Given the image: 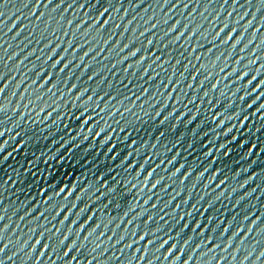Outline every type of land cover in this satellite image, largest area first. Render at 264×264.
I'll list each match as a JSON object with an SVG mask.
<instances>
[{
    "label": "water",
    "instance_id": "1",
    "mask_svg": "<svg viewBox=\"0 0 264 264\" xmlns=\"http://www.w3.org/2000/svg\"><path fill=\"white\" fill-rule=\"evenodd\" d=\"M28 2L29 0H8V5L0 9L5 12V17L0 18L3 21V26L0 27V72L4 74V79L0 80V87H4V92L0 93V107L5 109L4 112H0V121H3L0 124V131L5 133L4 136L0 137V144H3L6 140L8 141L4 145L3 151H0V184H2L0 185V215L4 216V219L0 220V227L4 224L8 225V229L4 232V240L0 241V246L8 243V241L12 242L0 258L16 252L12 261L7 262V264H43L44 261H55V264H62L58 257L66 250V246L73 239L80 243L95 220L103 219L106 221L109 219L107 216L119 218L122 212L131 208L135 202L136 208L129 213L128 217L124 218L120 228L116 229L115 235L112 233L114 225H109V230L98 241L100 248L97 249L96 253L89 255L93 245L87 242L79 254L73 251L69 253V256L63 258L64 261H67L72 255H76L80 264H87L90 259L92 264H104L105 261L108 264H128V260L133 256V253L137 258L143 254L145 245V241H140L138 244L133 243L130 248L124 247L130 241L138 239L139 230L137 235L133 236L131 235V228L134 225L144 228L143 220L149 213L153 215V221L149 227H155L163 223V221L157 219L160 215H164L159 209L163 208L164 203L169 200L170 196H174L178 189L183 188L184 191H181L180 196L172 200L168 204V208L164 210L168 213L165 220L169 223H173L177 214L192 211L191 204L195 203L201 196L203 199L197 204V210L192 212L189 229H186L176 238L179 245L188 235L193 236V239L186 245L185 252L181 254V258L186 259L188 252L193 249L194 245L200 243L204 238L212 236L213 239L209 243L204 244L202 248L196 249L192 253L194 260L190 262V264H194L197 260V264H208V261L200 260V252L207 251L209 247L219 243L221 248L215 249L214 254L218 258L225 255L221 249L223 248V242L231 235V232L237 226H242L246 231L251 221L260 217L257 225L253 226L251 233H248L246 237L244 233H241L233 240V247L240 245L241 238H244L245 241L244 245H240V251L236 253V261L232 262L231 260L233 248L228 249L227 260L220 261V264H239L243 256L248 251H252V245L256 241H262L256 244V250L253 252L252 257L245 261V264H252L259 252L264 250V233L257 235V228L264 226V215H261V213H264V127H262V124H264V119H262L264 110L261 113L252 115L259 104L264 103V97L257 100L251 108H248L247 105L260 91H264V87H261L256 92H251L258 80L264 79V72L247 89L243 88V85L251 78V75L255 74L258 67L264 65V59H258L256 64L245 68L248 60L264 55V45H261L260 48L256 47L260 44V37L264 35V26H261L262 18H264V8L257 11L258 0H251V3H248L247 0H239L237 4H233L232 0H228V4H223V0H199V3H197V0H191V2L180 0V3H176V0H170L167 5L163 3V0H143V2H140V0H112L109 11L103 17H100V22L109 19L110 24L106 26L103 32L91 31L89 36L90 40L93 38L98 40L99 35L107 37L111 34L112 40L104 46L105 50L101 52L100 56L96 57L95 63H90L87 68L84 65L91 61L93 53L85 57L84 61H79V56L82 55L84 50H87L85 49L87 46L75 51L70 48L67 53H63L61 50L67 46L68 39L75 42L78 37L83 43V33L80 32L79 28L74 27L75 23L81 20L82 24L83 20H87L89 17L95 19L102 8L108 7L107 0H99V3H95V0H86L85 8L79 11H76V7L82 0H76V5L68 9L67 12H63L64 21L68 19L76 20L72 26L61 21L60 28L56 22L60 20L63 8L71 0H65L60 9H57L54 13L51 12V9L55 7L59 0H52L51 4H47V0H41L32 16H29V12L35 10V0L32 4L24 7ZM186 3L188 4L187 8L184 7ZM45 4H47V8H45ZM93 4H95L94 7H92ZM173 5L175 6L173 7ZM205 5H207V8H205ZM117 8L118 10H116ZM41 12H45L46 15L37 21L36 17ZM86 12L89 17L85 16ZM229 12H231L230 16L228 15ZM245 12L247 15H244ZM13 13H15L14 16H12ZM49 14L51 23L48 26V31H45L44 21L49 18ZM242 15L243 19L239 20L237 32L233 33L234 38L242 34V42L235 49H232L231 56H228L227 53L233 41H229L227 45L219 46L218 38L215 42L218 47L213 48L212 53L208 56L202 57L201 61H195V67H193L192 58L188 57L187 60L181 59L180 64L175 65L173 69L175 61L180 59V52L185 39H187V32L185 37H182L175 45H169L168 50L165 51L161 45L167 44L179 31L178 26L177 31L164 36V32L171 24L177 20L181 24L192 20L193 24L201 23L202 30H205L210 28V24L214 22L213 17H216L218 22H215V28H211L208 39L201 40L198 36H194L188 40V49L199 43L203 46L198 49V53H203L209 47L208 40L211 33L222 26L225 17L229 21H235ZM16 16H20L21 19L17 22L16 27H12L9 31ZM150 16L152 19L148 20ZM129 20H132V23L128 25L129 30L124 31L123 36H121L123 26ZM164 20L167 23H159L156 28H151L153 23ZM249 20H252L253 23L247 30H244L243 26ZM88 22L91 23V20ZM117 23L121 25V28L116 29L113 34L111 28ZM146 27L150 30L141 37L139 34ZM229 27H231V24ZM133 28L135 29L134 32L132 31ZM17 31H20L18 36L16 35ZM64 31H69V36H63ZM225 31L227 32V29ZM72 32L76 33V37L71 35ZM253 33L256 36L252 44L241 52L240 48L249 39H252ZM224 34L221 33V38ZM149 38H152L154 43L145 48L144 45ZM129 39H132L133 43L123 53H119L117 48L111 47L112 43L117 40L122 46ZM49 40L52 43L45 47L44 45ZM57 42L60 43L57 52L72 59V65L65 69L63 73L58 72L62 64L57 65L56 69H51L52 60L44 63L50 48ZM93 47L98 49L100 45L99 43L97 45L93 44ZM136 47L141 49L136 57H129L122 63H116L117 60ZM109 49H111V52H109ZM29 52L32 53L31 56H28ZM13 53H16V55H13ZM198 53H193V55ZM221 53L223 55L220 61L213 67L215 56ZM141 54L145 55L146 59L137 66L135 62ZM155 55H160L161 60L157 61V64L141 76L140 73L151 63ZM185 55H187L186 52ZM241 57L243 59H240ZM56 58L54 56L53 60ZM165 59L168 60L167 64H164ZM238 59H240V63H236ZM202 62L205 64V70L212 77L198 87L199 81L203 80L205 75L204 71L199 70V64ZM186 63L189 65L188 71L184 73V79L177 84L175 82L179 80L180 73L183 72ZM225 63L228 67L223 72H219V68ZM76 64L80 66L76 67ZM129 64L132 67L125 71L124 69ZM157 65H162L163 70ZM42 67L54 78L53 83L46 84L45 87H42L45 84L44 80H37L35 85L31 81L35 78L34 72ZM235 67L238 72L248 71L249 75L239 81L236 79V74L230 77L227 76L231 69ZM172 71H175L176 75L172 77V82L169 83L168 78ZM194 71L197 74L196 79L193 80L191 77ZM93 72L96 75L92 79H88ZM218 72L219 75H217ZM81 73L83 74L81 75ZM150 77L152 78L150 79ZM222 77L227 78L221 79ZM57 79L58 81H56ZM217 80H220L217 89L209 90L211 84ZM21 81L23 82L21 83ZM18 83L19 87H16ZM189 83L193 85L192 88L187 87ZM72 84H75L76 88L69 91ZM5 85L7 86L5 87ZM225 85L228 86L227 91L224 89ZM26 88L28 89L27 92H25ZM85 88L88 91L78 101L76 98L84 92ZM237 88L241 90L236 91ZM49 89H52V91L49 92ZM143 89H147V91H144L141 95ZM93 90H95V93ZM206 91L208 96L205 97L203 93ZM224 91H226L225 95H220V92ZM246 92H251V95L246 96L243 101L239 100L238 98ZM13 93L15 94L13 95ZM169 93H171L170 96ZM97 94L99 97H97ZM88 95L93 96L91 102L87 101ZM193 96L196 97V100L188 103ZM100 97H103V99L100 100ZM136 97H139V99H136ZM148 97H151V99L149 100ZM212 103H214L213 107L211 106ZM231 103L232 107L229 108L228 105ZM126 107L130 109L129 112H125ZM157 111H160L159 116L155 115ZM171 111H175L173 116L169 117L164 124H161L160 120ZM239 111L241 116L244 114L249 115V120L244 122L243 127H239L241 116H236V112ZM213 115H217L215 118L217 120H214ZM177 116H179V121L176 119ZM192 116H195V119H192ZM229 116L232 119L229 120ZM221 117L225 118V125L217 128L216 123ZM190 120L191 123H189ZM85 121H88V123L85 124ZM232 125L238 127L234 128L228 136H224L222 131H227V128ZM257 128H260V131L257 132ZM89 129H91V132H89ZM161 132L164 133L163 136H160ZM18 133L19 135H17ZM95 133L96 135H94ZM205 133H207L206 138L204 137ZM214 133L217 135V139L213 136ZM233 136L239 138L238 144L231 141ZM61 141H63L62 146ZM132 141H135V143L132 144ZM221 142L227 143L231 147L232 152L229 157L221 155L223 150L221 152L216 151V146ZM189 144L194 147L189 148ZM152 145H155V147H152ZM241 145L244 146L241 147ZM252 145H255V147L252 149L251 154L248 155L247 159H242L241 157L245 156ZM113 146H115V149L109 151ZM210 146L213 155L206 158L204 152L209 150ZM14 149L16 150L14 151ZM130 151L132 156H128ZM8 153L12 154L8 155ZM176 153H179V155L176 156ZM5 156H7V159H4ZM173 156H175V160L168 164L167 160ZM54 157L60 158L53 159ZM113 157H116V159H113ZM125 157H127V160L132 161V169H126L127 160H125ZM146 159L148 160L147 164L144 163ZM161 159L165 160V163L160 165L154 176L156 179L164 176L165 180L162 183H167L168 188L161 193L158 186L152 190V193H149L150 179L149 184L145 186L144 193L137 196L139 186L143 187V177L147 176V171H151ZM210 160L212 164L208 165ZM181 164L185 165V169H187L185 175L188 173H192V175L181 185L179 179H183L181 175L185 171V169H181V173L173 178L176 180V183L173 184L172 180L168 179V174L171 171L174 172L175 168L180 167ZM138 165H143L144 169L141 171L140 176L136 177V170L140 171L139 168L136 169ZM205 167H209V171L197 181L196 177ZM245 168L248 171H244ZM33 172L35 175L30 174ZM237 172L240 174L236 176L235 173ZM113 176L117 177L115 185H113ZM249 176L252 177L249 183L242 188L239 187ZM213 177L216 178L213 180V184L209 185ZM225 177L227 178L225 184L217 189L215 185ZM101 178H106L108 185H113L118 189L123 187L121 183L123 181L137 183V188L132 189L127 196L121 195L118 200L121 205L120 208L110 206L106 210H102L105 199L102 197L99 201H95V195L99 193L94 192L95 188L102 182ZM194 183L195 187H192ZM205 185L208 186L205 187ZM89 187L92 188V191L83 195L85 189ZM231 188H236V191L230 192ZM61 189H66V191L56 195ZM253 189L255 191H252ZM220 191H225L226 196L219 201H215L214 196ZM248 192L252 193L251 196H246L237 205L236 201ZM70 193L71 195H69ZM149 195H152V199L149 200L148 204H144V199ZM65 196L68 197L67 200L64 199ZM77 196H81L82 200L76 201ZM189 196V202L183 204V199H188ZM46 201H50V204H46ZM72 202L77 203V207L69 213L70 220L75 219V213L79 211V208L84 207V202H88L89 208L97 213L94 221H90L89 224L85 225V230L81 231L79 238L73 232V235L65 241V246H61L55 252L52 251L51 247L47 250L43 249V244L46 242L43 239L33 250L32 245L35 243L37 234L40 231L38 225L45 223L43 218L32 219L33 216L39 215V212L35 210L47 212L46 215L50 219L51 215L54 214V206L63 207L65 205L67 207ZM153 203L157 204L156 209H152L151 205ZM176 204H181V207L173 213L172 209ZM60 207H56L55 211H59ZM206 208L209 210L205 211ZM141 209L146 210L145 216L139 217L131 225L126 224V221ZM25 211L31 213L24 220H20ZM201 212H203V215H200ZM90 214L87 211L84 212L80 221L76 225H72L73 230ZM234 214L236 218L229 227V231L225 233L224 237H219L218 233L228 226V221L232 219ZM246 214L249 215V219L241 224L242 217ZM62 215L63 213L57 217L56 221L45 224V227H50L55 231V228L59 227L58 220L62 218ZM207 218L215 219L213 223H209ZM192 220H197L202 225H206L203 229V237L199 235L200 229L195 232L191 230V227H195L191 224ZM215 221H221V223L216 228V232L213 233L211 228L215 226ZM68 223L69 221L65 222L56 239L65 234ZM180 223L182 224L184 221H180ZM32 228H35V231L30 232L29 229ZM126 228L129 234L123 241L116 244V238ZM101 230L98 229L94 235L99 234ZM175 231L174 226L172 231L167 234L175 236ZM165 232H167V225L158 235L164 238ZM29 236H31V239H28ZM109 236L113 238L108 240ZM150 238L147 237L146 239ZM25 240H27V246L22 251H17L19 245L24 243ZM105 240H108L107 244L103 243ZM51 243H54V241ZM158 243L159 241H156L155 244L148 247L154 249ZM171 243L172 241L169 242V245H165L159 253L149 251L145 260L134 259L132 264H146L147 259L157 256L160 259L156 261V264H169V261L164 260L163 256ZM137 248H140L141 251L136 252ZM42 250L44 255L37 260ZM29 252L32 253L31 259L26 260L25 257ZM93 256L95 259H92ZM110 257H115V259H109ZM73 264H77V262L73 261ZM256 264H264V258L257 260Z\"/></svg>",
    "mask_w": 264,
    "mask_h": 264
},
{
    "label": "snow or ice",
    "instance_id": "2",
    "mask_svg": "<svg viewBox=\"0 0 264 264\" xmlns=\"http://www.w3.org/2000/svg\"><path fill=\"white\" fill-rule=\"evenodd\" d=\"M140 2H143V0H140ZM189 2H191V0H189ZM239 2V0H232L233 4H237ZM248 3H251V0H247ZM33 0H29V2L27 4L24 5V7H27L29 4H32ZM41 0H35V10H31V12H29V16H32L35 12H36V8L40 5ZM52 0H47V4H51ZM65 3V0H59V2L55 5L54 8L51 9V12L54 13L57 11V9H60L61 5H63ZM85 3L86 0H82L81 3H79L76 7V11H79L82 8H85ZM95 3H99V0H95ZM108 3V7H104L102 8L98 13L97 16L95 17V19H92L91 17L88 16L87 12L85 13V16L89 17L87 20H83L82 24H81V20H79L78 22L75 23L74 27L79 28L80 32L83 33L84 39H83V43H81L80 39L77 37L75 39V42H73V40L68 39L66 44L67 46L64 47L61 51L63 53H67L69 51V49L71 48L73 51L77 50V49H81V48H85V46H87L84 50L82 55L79 56V61H84L85 57L89 56L90 53H93L92 55V59L90 62L86 63L84 65L85 68H87L89 66L90 63H95L96 57L100 56L101 52H103L105 50L104 46L109 44V41L112 40V35H108L107 37H102V35H99V39L97 40L96 38L93 39H89L90 33L91 31H97L99 32H103L106 28V26H108L110 24V20L109 19H104L102 22H100V17H103L105 15V13H107L109 11V8L112 6V0H107ZM164 4H169L170 0H163ZM176 3H180V0H176ZM197 3H199V0H197ZM47 4H45V8H47ZM223 4H228V0H223ZM8 5V0H0V9L5 8ZM74 5H76V0H71L70 3H68L66 5V7L63 8L61 15H60V20H57L56 24L57 26L60 28V22L64 21V17H63V12H67L68 9L72 8ZM95 4L92 5V7H94ZM175 5H173L174 7ZM184 7L187 8L188 4H184ZM205 8H207V5H205ZM260 8H264V0H258V8L257 11L260 10ZM118 10V8L116 9ZM193 11H195V9H193ZM15 13H13L12 16H14ZM45 12H41L39 14V16L36 17V20L39 21L41 19V17H45ZM189 15H191V13H189ZM228 15H231V12L228 13ZM244 15H247V13L245 12ZM5 17V12L3 10H0V18ZM75 17V16H74ZM20 16H16L15 20L13 21L11 27L9 28V31H11L12 27H16L17 22L20 20ZM152 17H148V20H151ZM207 19V18H206ZM243 19V15L240 16L237 20L235 21H229L227 19V17H225L224 22L222 24V26L211 33L210 39L208 40L209 42V47L203 52V53H198V49L200 47H202V44H194L193 47L191 49H188V40L191 39L194 36H198L201 40H205L209 38V32L211 30V28H215V22L217 21L216 17H213V21L210 24V28L209 29H205L202 30L201 28V23H195L193 24L192 20H188L185 23L181 24V22L179 20H177L175 23L171 24L167 30L164 32V36H167L169 33H172L174 31H177V28L179 26V31H177V34L175 36H173V38L168 41L167 44H162L161 47L165 49V51L168 50L169 45H175L177 43V41L181 40L182 37H185V33L187 32V39H185V43L182 45V50L180 52V59H177L175 61V64L173 65V69L175 68V65L180 64L181 59L187 60L188 57L192 58V62H193V67H195L194 62L195 61H201L202 57L208 56L209 54L212 53L213 48L218 47V45L215 43L218 38H219V46L222 45H227L229 44V41H233V43L231 44V47L228 50L227 55L231 56L232 55V49H235L237 45H240L242 42V34L241 35H237L235 38L233 37V33L237 32V28L239 27V20ZM76 20V19H75ZM75 20H71L68 19L66 21H64V23L66 22L69 26L73 25V22ZM91 20V23H89L88 21ZM51 23V17L49 14V18L45 19L44 24H45V31H48V26ZM132 23V20H129L127 22V24H125L123 26V31L120 33L121 36H123V32L124 31H128V25ZM145 23H147V21H145ZM159 23H167L166 20L164 21H157L156 23H153L151 25V28H156L157 24ZM253 21L249 20L248 23L246 25L243 26L244 30H247L248 27H250L252 25ZM231 24V27H229V25ZM191 25V27H190ZM3 26V21L0 20V27ZM84 26V27H82ZM261 26H264V18H262V24ZM121 28L120 24H115L112 28H111V32L114 34L116 32V29ZM88 31H85V30ZM227 29V32L225 31ZM22 30V29H21ZM150 29L149 28H144L143 31L140 32V36H144L145 32H148ZM55 31V30H53ZM132 31L134 32L135 29L133 28ZM221 33H225L224 36L221 38ZM70 32L69 31H64L63 32V36H69ZM16 35H20V31H17ZM49 35H51V33H49ZM71 35L73 37H76V33L72 32ZM256 34L253 33L252 39H249L246 43L243 44V47L240 48V51L243 52L245 49L248 48V46L250 44H252L253 39H255ZM262 37H264V35H262L260 37V44L257 45V48H260L261 45H264V39H262ZM138 39V37H137ZM162 39V38H161ZM52 41L49 40L44 46L48 47L49 44H51ZM97 43H99L100 47L98 49H96V47H93V44L97 45ZM133 43L132 39H129L126 43H124L122 46L120 45V42L117 40L115 42L112 43V48H117L119 53H123L125 49H128L129 46ZM154 41L152 38H149L146 42V44L144 45L145 48H147L149 45H153ZM79 45V47H78ZM60 48V43L57 42L53 47L50 48L49 50V54L48 56L45 58L44 63H47L49 60H52V63L50 65L51 69H56L57 65H61L62 66L58 69L59 73H63L65 71V69H68L70 65H72V59L68 58L67 56L64 55H60L57 52V49ZM95 49V50H94ZM109 52H111V49H109ZM141 52V49L139 47L133 48L131 51L127 52V55L122 56L119 60L116 61L117 64L122 63L124 60H127L129 57H136L138 53ZM185 52L187 53V55H185ZM193 53H198L196 55H193ZM13 55H16V53H13ZM32 53L29 52L28 56H31ZM223 55V53H221L220 55H216L215 56V62L213 63V67H215L216 63L218 61H220L221 56ZM57 57L56 59L53 60V57ZM11 58V57H9ZM27 58V57H25ZM169 58H170V53H169ZM146 57L145 55L141 54L139 56V59L136 60V65L139 66L141 64V62L145 61ZM240 59H243V57H241ZM240 59H238L236 61V63H240ZM258 59H264V55L257 57L256 59H250L247 62V65H245V68H247L249 65H253L257 63ZM161 57L160 55H155L154 58L152 59L151 63H149L147 65V67H145L142 72L140 73L141 76H143L149 68H152L153 65L157 64V61H160ZM168 60L165 59L164 60V64H167ZM76 67H79V64L75 65ZM158 67H161V70H163L162 65H157ZM188 64L186 63L184 66V70L183 72L180 73V77L179 80H177L175 83H179L180 80L184 79V73L188 71ZM113 67H115V65H113ZM132 65L129 64L124 70L127 71L128 68H131ZM228 65L227 63H225L222 67L219 68V72H223L225 68H227ZM199 70L204 71L205 75H204V79L199 81V85H203L207 80H209L212 75H210L208 73V71L205 70V64L202 62L199 64ZM219 72L217 73V75H219ZM264 72V65H261L260 67H258L255 70V74L251 75V78L247 80V82L243 85V88L247 89L249 85H252L253 81H257L258 76ZM171 75L169 76V83L172 82V77L174 75H176L175 71L170 72ZM241 73H243L241 75ZM83 73H81L82 75ZM196 72L194 71L192 74L191 79H196ZM233 74H236V79L237 81L244 79V77H247L249 75L248 71H240L238 72V69L232 68L231 72H229L227 74V76H232ZM70 75V73H69ZM96 73L93 72L92 75H90L88 77V79H92L93 76H95ZM158 75V74H156ZM34 79H32V84L35 85L37 84V80H44L45 84L42 87H45L46 84H52L53 83V77L44 70V68H40L38 70H36L34 72ZM47 77V79L45 80V78ZM66 79L68 78L67 76L65 77ZM152 77H150L151 79ZM227 77H222L221 79H226ZM4 79V74L2 72H0V80ZM58 81V79L56 80ZM23 81H21L22 83ZM103 82V81H102ZM220 83V80H217L215 83H212L210 86L209 90H214L217 89V85ZM7 85H5L6 87ZM192 84L189 83L187 85L188 88H192ZM16 87H19V83L16 85ZM109 87H111V85H109ZM264 87V79H259L258 82L256 83V85L251 89V92H256L257 89ZM76 88L75 84L71 85V88L69 89V91H71L72 89ZM224 89L227 91L228 90V86L225 85ZM27 88L25 89V92H27ZM240 88H237L236 91H240ZM52 89H49V92H51ZM88 89L85 88L84 92L81 93L80 96H78L76 99L79 101L81 100V98L84 96V93L87 92ZM144 91H147V89H143L141 91V95H143ZM220 92V95H225V92ZM4 92V87H0V93ZM93 92L95 93V90H93ZM251 92H246L244 95H241L238 99L243 101L245 99L246 96H250ZM15 93H13L14 95ZM53 95H55V93H53ZM171 95V93H169V96ZM203 95L206 97L208 96V92H204ZM235 94L233 93V96ZM97 97H99V95L97 94ZM261 97H264V91H260L258 93V95L251 100V103H249L247 105L248 108H251L253 105L256 104L257 100H259ZM103 97H100V100H102ZM136 99H139V97H136ZM148 99L150 100L151 97H148ZM177 99V97H176ZM93 100V96L92 95H88L87 96V101L91 102ZM196 100V97L193 96L192 100L188 101V103H192V101ZM214 103L211 104V106L213 107ZM229 108L232 107V103L228 105ZM4 108L0 107V112H4ZM129 108H125V112H129ZM262 110H264V103L259 104V106L255 109V112L252 113V115H256L257 113H261ZM101 111H103L101 109ZM175 111H171L168 112V114L166 116L163 117L162 120H160L161 124H164L169 117L173 116V113ZM156 116L160 115V111H157L155 113ZM217 115H213L212 117L215 119ZM236 116H241V112H236ZM82 119V117H81ZM177 121H179V116L176 117ZM192 119H195V116H192ZM228 119H232L231 116L228 117ZM262 119H264V117H262ZM249 120V115L248 114H244L241 116L240 122H239V127H243L244 126V122ZM3 121H0V124H2ZM88 121H85V124H87ZM189 123H191V120L189 121ZM225 125V118L221 117L217 123H216V127L217 128H221V126ZM173 127H175V125H173ZM197 127H199V125H197ZM237 125H232L231 127L227 128V131L223 130L222 134L224 136H228L229 133L233 132L234 128H237ZM262 127H264V124H262ZM256 131H260V128H257ZM89 132H91V129H89ZM4 132L0 131V137L4 136ZM19 135V133L17 134ZM96 135V133L94 134ZM164 133L161 132L160 136H163ZM213 136L216 137L217 139V135L214 133ZM204 137H207V133L204 134ZM75 139V138H73ZM85 139H87V137H85ZM231 141H235L237 144L239 143V138H237L236 136L232 137ZM8 141H4L3 144H0V151H3L4 149V145L7 144ZM132 144L135 143V141L131 142ZM63 145V141H61V146ZM244 145H241V147H243ZM152 147H155V145H152ZM189 148L194 147L192 144L188 145ZM255 147V145H252V148L249 149V151L245 154L244 157H241L242 159H247L248 155L251 154L252 149ZM115 149V146H113V148L109 149V151H113ZM209 150H206L204 152V156L206 158H208L209 156L213 155V151L211 146L208 148ZM16 149H14L15 151ZM67 150V149H66ZM170 150V149H169ZM221 150H223L221 152ZM216 151L217 152H221V155L223 157H229L232 149L229 146V144L227 143H219L216 146ZM12 153H8V155H11ZM63 154L61 153V156ZM179 155V153H176V156ZM128 156H132V152L130 151L128 153ZM60 157H54L53 159H59ZM4 159H7V156L4 157ZM113 159H116V157H113ZM125 160H127V157H125ZM175 160V156L171 157L170 159L167 160L168 164H171L173 161ZM45 163H47V161H45ZM122 163H124V161H122ZM145 164L148 163V160L146 159L144 161ZM165 160L161 159L160 162L158 164L155 165V167L152 168L151 171H147V176L143 177V187L139 186V191L137 192V196H140L141 193H144L145 190V186H147L149 184V181L151 179V185L150 187H148V192L152 193L153 189H156L159 186V190L161 193H163L167 188H168V184L167 183H162V181L165 180L164 176H160L159 179H156V177L154 176V173L156 172V170L158 168H160L161 164H164ZM253 163H255V161H253ZM212 161L210 160L208 165H211ZM133 168V163L131 160H127V164H126V169H132ZM139 168L140 171L136 170V177H139L141 174V171L144 169L143 165H138L136 166V169ZM181 169H185V165L181 164L180 167H176L174 172H170L168 174V179L172 180V183L175 184L176 180H174L173 178L177 177L178 173H181ZM165 171H167L165 169ZM209 171V167H205L203 168L202 171L199 172V175L196 177L197 181L200 180L202 177H204L205 173ZM244 171H248L247 168L244 169ZM185 172H187V169H185L184 173L181 175V177H183V179H179V183L181 185L184 184V182L192 175V173H188L187 175H185ZM219 173V172H218ZM31 175H35V173H30ZM240 173L237 172L235 173V175H239ZM180 177V178H181ZM216 177H213L212 180L210 181L209 185L213 184V180ZM226 177L225 179H220L219 182L215 185V187L217 189H219L221 187V185H224L226 182ZM252 179L251 176H249L247 179H245L240 185L239 187H244V185H247L249 183V181ZM113 180V185L116 184L117 182V177L113 176L112 177ZM101 183L99 184L98 187L95 188V193H99L98 195H95V201H99L102 197L105 199V203L102 205V210H106L108 207H114V208H120V203L118 202L119 198L121 197V195L123 196H127L132 189H136L137 188V183H132L129 181H123L121 182L123 187L118 189L117 187L113 186V185H108L107 184V180L106 178H101ZM153 181H155L153 183ZM2 185V184H0ZM208 185H205V187H207ZM192 187H195V183L192 185ZM66 191V189H61L60 192L56 193V195H60L61 192ZM89 191H92V188L89 187L88 189H85L83 195H85L86 193H88ZM181 191H184L183 188L178 189L175 192L174 196H170L169 200L167 202L164 203L163 208L159 209L160 212H163L164 215H160L159 217H157V219H159L160 221H163V223L156 225L155 227H149L150 223L153 221V215L151 213H149L147 216H145V209H141L139 212H136L130 219H128L126 221V224H133V221L137 220L139 217L141 216H145L144 220H143V225L144 228H139L138 225H134L131 228V235L136 236L137 232L139 230V236L137 240L134 241H130L128 244H126L124 247L125 248H130L132 247L133 243L138 244L140 241H145V245H144V252L143 254L137 258L135 256V253H133V256L128 260V264H132V261L134 259H138V260H145V257L147 255V253L149 251H154L156 253H159L161 249H163L165 247V245H169V242L172 241V243L170 244V246L167 248L166 253L163 256V259L166 261H169V264H190V262H192L194 260V257L192 255L193 252L196 251V249H200L202 248V246L204 244L209 243L213 237L212 236H208L206 238H204L200 243H197L196 245H194L193 249L191 251L188 252L187 254V258L186 259H182L181 258V254L185 252L186 250V245H188V243L193 239V236H187L182 242L177 243L176 238L180 236L181 233L185 232L186 229H189V220L192 217V212L197 210V204L200 202V200L203 199V197L201 196L195 203L191 204V209L192 211H188V212H184L183 214H177L173 223H169L167 220H165V216L168 215L167 212H164L165 209L168 208V204L172 202V200H174L176 197H179L181 194ZM188 191V189H187ZM230 192H235L236 188H231L229 190ZM252 191H255V189H253ZM251 192H248L245 194V196H241L237 201L236 204H240L241 200H244L246 196H251ZM71 195V193L69 194ZM226 193L225 191H220L218 192L214 197H215V201H219L222 197H225ZM65 200L68 199L67 196L64 197ZM152 199V195H149L147 198L144 199L143 203L144 204H148L149 200ZM190 196L188 199H183L182 203L183 204H187L189 202ZM82 198L81 196H77L76 197V201H81ZM46 204H50V201H46ZM93 203V202H92ZM136 203L134 202V204L131 206V208H128L127 210L123 211L121 216L119 218H116L115 216H107L109 217V219H107L106 221L103 219H97L94 221V217L97 215V213L92 209L89 208V203L88 202H84V207L79 208V211H77L75 213V219H71L69 217V213H71V210L73 208L77 207V203L72 202L71 205L69 206H63L60 207L59 205H56L53 207V212L54 214L51 215V218L49 219V217L46 215L47 212H40L37 209L35 210L36 212H39V215H35L32 217L33 220H37L40 218L44 219L45 223H41L38 225L40 231L37 234V239L35 241V243L32 245V249L35 250V247L37 244L41 243V240H45L46 242L43 244V249L47 250L51 247L52 251L55 252L57 249H59L61 246H65V241H67L69 239V236L73 235V232H75V236L77 238H79L81 231L85 230V225L89 224L90 221H94L92 227L90 228V230L87 231V235L83 237V240L80 243H77L76 239H73L67 246H66V250L62 253L61 256L58 257V259L60 261H62V264H73V261H76L77 264H80V262L77 260V256L76 255H72L70 257V259H68L67 261H64V257L69 256L70 252L75 251L76 253L79 254L80 250L83 249L85 247V244L87 242H90L93 247L90 249L89 255L91 256L92 253H96L97 249L100 248V243H98V241L100 240V237L104 235V233L106 231L109 230V225H114V227L112 228V233L113 235H115V231L116 229H119L121 226V223L124 222V218L129 216V213L132 212L135 208H136ZM56 207H60L59 211H55ZM152 209H156L157 208V204L153 203L151 205ZM181 204H176L175 207L172 209V212L175 213L177 208H180ZM233 207H235V205H233ZM209 209L206 208L205 211H208ZM89 212L91 213L90 215H87L82 222L79 223V226L77 228H75V230H73L72 225H76L78 221H80L81 215L84 212ZM31 212L25 211L24 215H22L20 217V220H24L25 217L29 216ZM62 218L58 220V225L59 227L55 228V231H53L52 228L50 227H45V224H50L51 221H56L58 216H61ZM67 213V214H65ZM200 215H203V212L200 213ZM221 215H223V213H221ZM261 215H264V213H261ZM235 214L232 216V219L230 221H228V226L224 227L219 233L218 236L219 237H224L225 233H227L229 231V227L232 225V222L235 220ZM4 216L0 215V220H3ZM209 223H213L214 219H210L207 218ZM249 219V215L246 214L242 217V221L241 224H243V221H246ZM260 219V217H257L256 219L252 220L251 223L249 224V226L247 227V230L245 231V229L242 226H237L232 232L231 235L228 236V238L226 239V241L223 242V248L221 249V251L225 254L221 257H217L214 254V250L215 249H220L221 245L219 243L213 245L212 247H209L207 249V251H202L199 253L200 256V260L202 261H208V264H213V262H215V264H220L221 260H227V255H228V249L229 248H233V251L231 252V260L232 262L236 261V253L240 251V245H244V238L240 239V245L233 247V240L239 236L241 233H244V236L246 237L248 233H251L253 231V226L257 225V221ZM99 220V222H97ZM69 221L67 229L65 231V234L59 238L56 239L58 233L60 232V229L64 227L65 222ZM119 221V222H117ZM180 221H184V223H180ZM221 221H215V226L211 228V232L215 233L216 232V228L219 227ZM192 225H195V227H191V230L193 232H195L197 229H200L199 235L203 237L204 232L203 229L204 227H206V225H202L201 222H198L197 220H192L191 221ZM167 225V232H165L164 238H161L158 233H161L164 230V226ZM175 226L176 231H175V236L172 235H168V232H171L173 227ZM8 229V225L4 224L2 227H0V241L4 240V232ZM98 229H102L99 234L94 235L97 233ZM146 229V230H145ZM30 232L35 231V228L29 229ZM260 233H264V226H259L257 228V235H260ZM129 234L128 229L126 228L125 231L119 235L116 240L115 243L119 244L121 241H123L125 239V237ZM147 237H151L150 239H146ZM113 237L109 236L108 240H111ZM28 239H31V236L28 237ZM108 240L103 241V243L107 244ZM54 243H51L53 242ZM156 241H159L158 245L154 248V249H150L148 246L149 245H153L156 243ZM262 241H256L253 245H252V251H248L243 258L240 260L239 264H245V261H248L250 257H252L253 252L256 250V244L261 243ZM11 241H8V243L3 244L2 246H0V256H2L3 253H5V250L9 247V244H11ZM27 246V240L24 241V243L20 244L19 247L17 248V251H22L25 247ZM136 252L141 251L140 248H137L135 250ZM173 253H175V255H173ZM211 254V255H210ZM16 255V252H13L12 255L6 256V257H2L0 258V264H7V262L12 261L13 256ZM44 255V251L42 250L39 253V256L37 257V260H39V257H42ZM32 253L29 252L27 253L25 259H31ZM171 257V259H170ZM261 258H264V250H261L259 252V254L255 257V260L252 261V264H256L257 260H260ZM92 259H95V257L93 256ZM109 259H115V257H110ZM160 257H152L146 260V264H156V261L159 260ZM43 264H55V261H44ZM87 264H92V260L90 259ZM104 264H108L107 261L104 262ZM194 264H197V260L194 262Z\"/></svg>",
    "mask_w": 264,
    "mask_h": 264
}]
</instances>
